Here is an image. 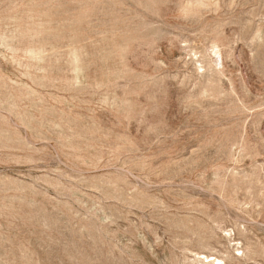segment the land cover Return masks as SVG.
Returning a JSON list of instances; mask_svg holds the SVG:
<instances>
[{"label": "rangeland", "instance_id": "rangeland-1", "mask_svg": "<svg viewBox=\"0 0 264 264\" xmlns=\"http://www.w3.org/2000/svg\"><path fill=\"white\" fill-rule=\"evenodd\" d=\"M0 264H264V0H0Z\"/></svg>", "mask_w": 264, "mask_h": 264}, {"label": "bare ground", "instance_id": "bare-ground-1", "mask_svg": "<svg viewBox=\"0 0 264 264\" xmlns=\"http://www.w3.org/2000/svg\"><path fill=\"white\" fill-rule=\"evenodd\" d=\"M205 258H207V257H205Z\"/></svg>", "mask_w": 264, "mask_h": 264}]
</instances>
